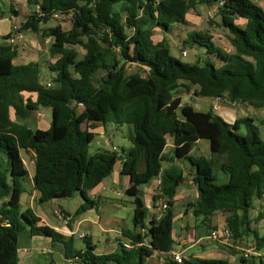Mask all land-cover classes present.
<instances>
[{
    "label": "trees",
    "instance_id": "trees-1",
    "mask_svg": "<svg viewBox=\"0 0 264 264\" xmlns=\"http://www.w3.org/2000/svg\"><path fill=\"white\" fill-rule=\"evenodd\" d=\"M33 12L19 31L50 36V54L56 58L47 83L37 63L14 64L11 45L0 44V264H19V239L23 233L46 237L65 246L66 259L81 264H147L158 252L171 255L176 222L174 204L185 181L179 162L188 163L199 199L188 205L196 218L208 225L216 213L225 216L235 241L252 232L250 213L254 198L264 195V140L251 118L226 123L211 110L182 105V90L199 98H222L231 103L264 108V9L253 0H28ZM215 5L219 27L228 30L234 48L218 47L207 31H192L183 47L199 46L211 56L205 65L182 63L170 46L158 41L156 31L170 33L174 24L187 25L191 12ZM56 12L71 15L72 29L61 25L43 29ZM6 39H11L9 35ZM80 50L84 56L80 57ZM133 65L137 72L128 73ZM82 104V107H79ZM41 107L52 110L48 130H33L23 121ZM129 125L133 148L123 153L98 151L90 155L96 124ZM264 126V122H261ZM173 150L164 151L167 138ZM207 140L211 158L193 157L197 141ZM22 151L34 152L33 184L39 202L71 199L80 194L83 203L76 214L94 207L87 194L113 173L119 160L129 176L135 229L124 234L115 253L97 256L88 246L74 251L72 241L48 226L30 209L21 210V196L29 172ZM144 169L140 171V162ZM168 163L169 168L163 169ZM228 175L217 185L214 169ZM160 177L156 201L165 197L168 209L159 220H148V209L139 187ZM149 245H139L144 239ZM50 264H56L52 261ZM173 264H177L173 262ZM183 264H228L225 260L186 261ZM261 264V263H260Z\"/></svg>",
    "mask_w": 264,
    "mask_h": 264
},
{
    "label": "crops",
    "instance_id": "crops-1",
    "mask_svg": "<svg viewBox=\"0 0 264 264\" xmlns=\"http://www.w3.org/2000/svg\"><path fill=\"white\" fill-rule=\"evenodd\" d=\"M0 8L4 9V11H1L0 9V44L11 45L16 49L17 55L14 59V64L26 65L29 63H37L41 67L46 66L48 68L50 64H54L57 57L53 58L50 54V48L53 43V39L50 36H43L42 34L33 33L31 31H24L23 39L20 40L12 31L14 26L20 27L33 12H36V6L34 7L33 5H30L28 0H0ZM213 8H215V5L201 6V16L209 14ZM195 14V12H191L188 15V23L189 18L191 17L196 20L200 19V17ZM185 26L189 28V26ZM159 32L160 31H156L154 37L155 39H158V41H162L165 35L160 32L161 35L158 36L157 33ZM9 35H11V39H6ZM213 38L214 43L217 45L216 38ZM181 46L183 47V45ZM217 46L225 51L234 52V48L230 42L224 47ZM183 98L185 99L182 105H185L186 103L190 104L195 110L202 112L212 111V106L216 102V100L212 98H204L205 100H200V98L196 97L194 94H184ZM214 114L218 115L226 123L231 125L237 120L247 117L258 121L260 124L261 122H264V108L255 109L245 104L231 103L227 100L220 103L219 111ZM28 119L23 121L25 122V125L33 130H37V128L34 129L31 127V124L26 123ZM119 127L122 128L123 126ZM132 134L133 130L131 132V137ZM105 138L107 139V144L111 145L112 139L110 136L105 135ZM173 146V138L168 137L167 146L164 151L167 156L171 155ZM113 148L117 147L112 145V148L100 151H113ZM132 148L133 144L130 149ZM195 149L200 151L202 156L206 154V158H211L210 145L207 140L197 141L193 151ZM116 151H118V149ZM193 151L191 153L192 156ZM26 154L28 157L31 156V152ZM24 164H26L25 160ZM179 165L184 169L186 178L184 183L178 188L177 195L174 199L175 204L173 209L176 217L175 224L179 223V230H174L173 232L175 243L172 253H181L186 261L204 259L225 260L228 264H260L258 260L253 261L252 259H243L242 250L255 245L261 252V249L264 248V238L256 237L254 240H250L248 235L242 240L235 241L232 238L227 242L224 239L222 231L227 227L225 216L223 214L216 213L211 218L208 225L199 223L201 219L194 217L193 211L188 207L189 204L194 203L199 199V192L193 183L194 172L188 163L179 162ZM169 166L168 163H164L163 169L165 170L166 168H169ZM27 169L29 172L28 177L30 184L27 187L24 182L25 192L21 196V210H32L34 214L41 219V225L48 226L55 230L61 234L66 241L71 240L72 245L75 244L77 240L81 241L79 249L75 247L74 250L72 246L74 251L84 252L87 250L88 246H90L93 248L92 253L97 256L112 254L118 251V242L120 241L121 236L141 231L134 227L133 197L126 194V191L131 187L132 183L129 176L122 174V161L116 172L114 171L100 186L87 194L88 198L93 201L95 205L81 214H76L78 208L84 202L80 194L71 198L76 199V197H80L79 200H76L74 206L71 205V202H66V199L40 203V193L35 189L33 184L35 168L34 166H30ZM139 169L140 171L144 169L143 161L140 162ZM160 177L161 176L154 178L149 183L139 187L148 209V222L153 218L156 220H159L160 218L159 200L156 201L155 199L161 193L159 185ZM257 199L259 202L255 205L253 204L256 213L254 216L256 226L259 222H263L264 220V201L259 198ZM116 200H120V203H132L130 213L124 211L123 207H116ZM2 206L3 204L0 202V208ZM176 206H178L177 209H175ZM57 209L65 211L71 216L72 220L67 224L60 221L54 214V211ZM251 213V233H253V231L256 230L253 227V217H251ZM215 217H217V219L214 222ZM215 229L221 231L218 240H214L210 237L211 231ZM18 246L19 263L22 262V264H50L52 261L58 264L61 263V261L62 263L69 261L66 259L65 246L61 243L53 244L51 239L46 237H31L28 233H23L20 236ZM35 248H38L40 254ZM159 257H164L165 262H160ZM169 257L170 255L163 256L156 252L148 261H150L151 264H173V261Z\"/></svg>",
    "mask_w": 264,
    "mask_h": 264
},
{
    "label": "rangeland",
    "instance_id": "rangeland-1",
    "mask_svg": "<svg viewBox=\"0 0 264 264\" xmlns=\"http://www.w3.org/2000/svg\"><path fill=\"white\" fill-rule=\"evenodd\" d=\"M19 1V0H18ZM253 2L260 6L261 8L264 9V0H253ZM259 2V3H258ZM1 9V8H0ZM1 11H4L2 8ZM196 16H199L200 19H193L192 17L189 18V23L187 28L185 25H178L174 24L171 27L170 33L165 35L163 40L170 46L171 48V54L174 56L176 59L180 60L182 63L190 64V65H205L211 58V56L207 53L206 49L203 47L199 46H187L182 47V42L187 39L188 33L196 30V31H207L209 34H211L213 37L216 38V43L217 45L224 47L225 45L229 44L228 39L226 38L228 30L223 29L218 26L220 23V18L217 15V10L213 8L211 12L205 16H201V13H196ZM195 16V17H196ZM71 15L68 16L64 20H59L52 18L50 22H48L46 25H43V28H51L55 27L58 25H61L64 31H69L72 29V23H71ZM158 36H160V32L157 33ZM1 39V38H0ZM186 50L188 52V56L184 57L182 56V52ZM84 51L80 50V57H83ZM42 79L44 82H48L52 79L53 73L49 70L48 67L42 66ZM137 72V69L135 67H130L128 70V73H134ZM180 96L183 98L184 94L189 95L193 94V91L187 92L186 90H182L181 93H179ZM185 99V98H183ZM200 100H205L204 98H200ZM198 109H203V108H198ZM37 112H41L44 114L43 118H39L37 116ZM255 119V118H254ZM52 121V110L50 108H44L41 107L38 111H35L31 113V116L29 119L26 121L27 124H31V127L34 129H40V130H48L50 127ZM25 124V122H23ZM36 124V125H34ZM254 126L258 128V131L264 140V126H262L258 121L254 120ZM94 134H95V139L90 145L89 153L90 155H93L94 153L103 150V149H110L113 146H116L118 151L117 154L119 156H122L123 153L127 152L131 147V132H132V127L129 125H124L122 128L119 126H116L113 123H108L106 125L103 124H96L93 128L90 129ZM105 135H109L110 138L112 139V144L108 145L107 144V139L105 138ZM193 156L200 158V157H207L206 154L202 156L200 151H197L196 149L193 151ZM22 157L26 161L27 164H30V157L27 156L25 151H22ZM120 160L117 162L116 167H115V172L120 166ZM30 166V165H29ZM113 171V172H114ZM214 174L217 177L216 184L217 185H223L228 182V175L222 171H220L217 167L214 169ZM25 184L28 187L30 184L29 177H26L25 179ZM80 197H76V199H71V200H65L66 202H71V205L74 206L76 200H79ZM259 201L257 198H254L253 204H257ZM116 207H119L124 209V211L129 212L132 208V203L127 202V203H120V200L115 201ZM177 205V204H176ZM253 205V206H254ZM178 206L175 207L177 209ZM252 213L251 217H253V227L255 228L256 231H253V233L249 234V239L254 240L256 237L259 238H264V220L263 222H259V224L256 226V220L254 216L256 215L254 208H252ZM193 217V216H192ZM191 217V218H192ZM195 217V216H194ZM149 218V214H148ZM193 219V218H192ZM201 221L199 223H202L203 218L199 217ZM217 219V217L214 218V222ZM259 221V219H258ZM178 224H175L174 230L178 231L179 227ZM174 232V231H173ZM81 241H76L75 244H73V248L75 250V247L77 249L80 248ZM37 252L39 251L38 248ZM261 252L264 254V248L261 249ZM40 254V252H38ZM19 264H22L20 262ZM147 264H151L150 261H148Z\"/></svg>",
    "mask_w": 264,
    "mask_h": 264
},
{
    "label": "built area",
    "instance_id": "built-area-1",
    "mask_svg": "<svg viewBox=\"0 0 264 264\" xmlns=\"http://www.w3.org/2000/svg\"><path fill=\"white\" fill-rule=\"evenodd\" d=\"M224 2V0H220V5H222ZM40 11V6L37 5L36 6V12H39ZM69 16V15H68ZM66 14H62L60 12H56L54 15H53V18L55 19H59V20H64L68 17ZM20 27L19 26H14L12 31L15 33L16 37L20 40L23 39V32L19 31ZM188 54H187V51L184 50L182 52V56L186 57ZM130 67H135L133 65H129L127 67V70L130 69ZM136 69V67H135ZM47 87H50L51 84L50 83H46ZM216 102L214 103V105L212 106V111L214 113H217L219 111V107H220V103H222L225 99H222V98H217L215 99ZM228 101V100H227ZM229 102V101H228ZM79 107L81 108L82 107V104H79ZM37 116L39 118H43L44 117V114L41 113V112H37ZM117 148H113V151H116ZM35 153L34 152H31V156H30V164H25V167L28 168L30 166H34V163H35ZM30 165V166H29ZM28 170V169H27ZM161 184V179L159 181V185ZM160 195H162L160 193ZM263 201H264V195L262 196L261 198ZM159 205H160V218L162 217L163 213L168 209V200L161 196V198H159ZM54 214L55 216L62 222L64 223H69L72 218L69 214H67L65 211L61 210V209H57L54 211ZM159 218V219H160ZM223 231V234H224V239L228 242L232 239V233L231 231L229 230V228H225L222 230ZM142 232V235L144 236L146 231L145 230H141ZM220 234H221V231L218 230V229H215V230H212L211 233H210V237L214 240H218L219 237H220ZM120 241L122 242V245L123 247L126 249V250H130L132 249V243L127 240L125 238V236H121V239ZM139 245H144V246H148L149 245V239L145 238L143 243L139 244ZM173 262L177 263V264H183L185 262V259L184 257L182 256L181 253H171L170 257H169ZM242 258L247 260V259H252L253 261L254 260H258L261 264H264V254L260 252V250H258V248L254 245V246H251L249 248H246V249H243L242 250ZM159 260L160 262H165V258L164 257H159ZM58 264H81L79 261H75V260H69L67 262H63V263H58Z\"/></svg>",
    "mask_w": 264,
    "mask_h": 264
},
{
    "label": "water",
    "instance_id": "water-1",
    "mask_svg": "<svg viewBox=\"0 0 264 264\" xmlns=\"http://www.w3.org/2000/svg\"><path fill=\"white\" fill-rule=\"evenodd\" d=\"M139 196H142V193H140ZM61 263H62V261H61Z\"/></svg>",
    "mask_w": 264,
    "mask_h": 264
}]
</instances>
